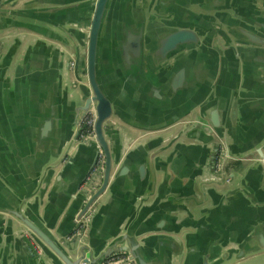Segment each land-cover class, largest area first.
<instances>
[{
    "label": "water",
    "instance_id": "water-1",
    "mask_svg": "<svg viewBox=\"0 0 264 264\" xmlns=\"http://www.w3.org/2000/svg\"><path fill=\"white\" fill-rule=\"evenodd\" d=\"M17 1L0 0V33L13 28V40L23 43L21 48L15 42L5 48L0 37V215L10 218L7 233H17L35 264H101L119 254L126 258L118 264H165L163 258L170 259L168 264L179 262L185 244L173 235L140 238L138 230L120 225L114 234L95 239L99 198H104L102 206L107 204L105 213L116 180L134 167L144 180L148 165L154 182L157 165L163 160L158 153L168 148L151 151L144 146L140 162H132L122 145H109L113 128L108 121L116 117L131 127L157 131L199 107L212 132L198 128L196 135L201 143L212 145L211 168L223 171L229 158L238 157L232 156L221 132L217 106L208 103L215 80L206 79L200 63L204 60L198 55L204 53L210 60L209 47L228 49L229 36L239 46L254 47H264V37L235 24L229 36L220 32L224 44L219 36L211 37L206 27L205 33L197 29L196 12L190 7L206 10L207 0H116L119 17L110 14L115 0H30L16 6ZM143 5L153 11L149 19L158 22L155 29H147ZM169 5L171 17H163ZM78 7H84L85 14L78 22L87 20L83 40H76L75 31L64 28L62 22L75 17ZM115 18H120L119 32L109 44L105 27ZM257 25L264 29L261 21ZM19 29L31 32L34 38L18 34ZM59 31L72 41L73 57H64L59 43L66 44L68 39ZM71 72L75 85L69 83ZM149 74H155L159 83ZM193 91L196 95L190 99ZM237 95L227 111L229 121L235 118L243 96ZM185 97L190 100L177 109L176 104ZM88 113L93 116V134L79 139ZM75 142L92 150L93 158L85 167L81 168L76 151L71 153ZM256 150L257 162L264 169V151ZM100 151L102 167L93 171ZM45 195L46 205L40 214ZM61 214V222L70 223L66 235L60 227L53 231ZM83 219L85 226L79 228ZM250 240L252 236L236 247L233 243L209 247L201 264H264V252L249 249ZM18 251L23 254L22 249Z\"/></svg>",
    "mask_w": 264,
    "mask_h": 264
},
{
    "label": "crops",
    "instance_id": "crops-1",
    "mask_svg": "<svg viewBox=\"0 0 264 264\" xmlns=\"http://www.w3.org/2000/svg\"><path fill=\"white\" fill-rule=\"evenodd\" d=\"M27 1L30 0H18L15 5L21 6ZM196 1L205 3V0ZM115 4L116 0L110 7V14L119 17L121 9ZM128 7L133 10L131 2ZM144 7L147 29H155L159 26L158 22L149 19L153 11ZM205 7L206 10L197 9L194 5L190 7L197 13L195 26L201 31L206 27L211 37L219 36L220 43H227L220 32L229 36L228 33L233 30L231 26L235 24H241L264 37V29L257 25L259 21L264 24V0H207ZM78 8L80 15L77 12L75 17L68 16L62 22L64 28L75 31L72 34L76 40H83L87 20L78 22L80 17L85 18L84 7ZM164 9L167 12L162 16L171 17V6ZM119 19H111L105 27L109 44L112 36L119 32ZM13 31V28H7L0 33V37L4 39L2 47L7 48L4 45L14 42L17 47H22L23 43L19 45L13 40L16 37L12 34ZM17 33L24 34L27 39L35 36L24 29L17 30ZM59 33L62 38L68 39L66 44L59 43L65 51L64 57H73L75 49L72 41L63 31ZM229 37L231 46H227L228 49L221 50L215 44V47H209L211 52L207 53L210 60L204 53L198 56L204 60L200 63L206 71V79L215 80L213 98L208 103L217 106L221 132H224L223 136L232 156L238 158H229L223 171L219 167L215 170L211 168L212 145L201 143L196 130L200 128L212 132V129L207 125L206 118L202 117L204 115L199 107L191 109L171 126L157 131L137 129L111 117L108 123L113 128V136L109 145H122L125 153L131 154L132 162H140L144 146L151 148V151L165 146L168 148L158 153L163 160L157 165L154 182L148 165L144 180H140L137 168L134 167L116 180L109 210L105 213L103 209L107 204L102 206L104 198L103 201L99 198L97 204L101 207L97 210L100 213L97 214L98 221L93 227L95 239L100 240L114 234L120 225L138 230L140 238L163 234L180 237L185 244L184 254L179 262L171 264H201L202 256L209 247L213 249L221 243H233L232 246L236 247L237 243L249 236H252V240L249 241L248 248L264 252V169L257 162L256 152L257 148L264 151V47L239 46L236 40ZM2 50L3 48L0 52ZM149 75H152L154 83H159L155 74ZM69 81L76 84L72 72ZM195 93L193 91L188 95L190 99ZM238 93L243 96L238 100L240 102L235 118L229 121L227 111ZM190 99L182 98L176 104L177 109H181L184 102ZM223 141L221 138L220 143ZM75 151L81 168L93 158L89 147H79L76 142L71 153ZM165 156L168 158L165 159ZM220 160L222 159L219 158ZM117 168L118 165L113 168V172ZM49 189L51 186H48L47 192ZM46 201L45 195L40 214L43 213ZM62 214L53 231L60 227L63 235H66L71 230L70 223L69 220L61 222ZM9 220L7 215H0V264H35L22 247L17 233H7ZM169 230H177L178 233H170ZM26 238L29 239L27 235ZM29 243L35 248L32 240L29 239ZM19 249L23 250V254ZM163 259L165 264L170 261L169 258Z\"/></svg>",
    "mask_w": 264,
    "mask_h": 264
},
{
    "label": "built area",
    "instance_id": "built-area-1",
    "mask_svg": "<svg viewBox=\"0 0 264 264\" xmlns=\"http://www.w3.org/2000/svg\"><path fill=\"white\" fill-rule=\"evenodd\" d=\"M92 125H93V116H92V113H88L82 121V124H81L82 129L79 134V139H83L87 137L89 138L92 136L93 134ZM102 164H103V154L100 151L97 163L94 166L93 171L102 167ZM85 223H86L85 219L81 220L79 222V228H83L85 226ZM125 258H126L125 255L119 254V255L110 257L109 259L102 262L101 264H118L119 261H122ZM82 264H86V263H82ZM131 264H134V263H131Z\"/></svg>",
    "mask_w": 264,
    "mask_h": 264
}]
</instances>
